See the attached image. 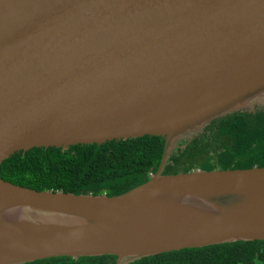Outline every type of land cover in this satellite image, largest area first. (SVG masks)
I'll return each instance as SVG.
<instances>
[{
	"label": "water",
	"instance_id": "obj_1",
	"mask_svg": "<svg viewBox=\"0 0 264 264\" xmlns=\"http://www.w3.org/2000/svg\"><path fill=\"white\" fill-rule=\"evenodd\" d=\"M167 2L164 19L117 22L111 35H38L31 25L35 35L0 46V163L32 148L164 140L156 173L117 196L0 179V264L103 255L128 264L264 241V167L161 173L212 120L264 108V0ZM68 9L40 0L32 13Z\"/></svg>",
	"mask_w": 264,
	"mask_h": 264
},
{
	"label": "trees",
	"instance_id": "obj_2",
	"mask_svg": "<svg viewBox=\"0 0 264 264\" xmlns=\"http://www.w3.org/2000/svg\"><path fill=\"white\" fill-rule=\"evenodd\" d=\"M164 140L145 135L101 145L32 148L0 163V179L36 191L117 196L155 174ZM264 167V108L216 118L172 150L161 173ZM116 256L46 258L25 264H115ZM128 264H264V241H237L164 252Z\"/></svg>",
	"mask_w": 264,
	"mask_h": 264
},
{
	"label": "bare ground",
	"instance_id": "obj_3",
	"mask_svg": "<svg viewBox=\"0 0 264 264\" xmlns=\"http://www.w3.org/2000/svg\"><path fill=\"white\" fill-rule=\"evenodd\" d=\"M39 1L34 0L32 4L24 6V0H0V46L14 37L35 35L31 25L38 26L42 31L38 35H57L60 32L61 35H74L77 32L84 35L88 30L94 34L103 28L107 29L105 35H111V29L116 28L117 22L164 19L170 6L167 0H81L77 7L75 0H64L69 9L59 18H53L52 11L37 16L32 13ZM60 1L56 0L57 3ZM72 8L73 13L70 11Z\"/></svg>",
	"mask_w": 264,
	"mask_h": 264
}]
</instances>
